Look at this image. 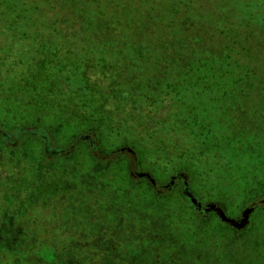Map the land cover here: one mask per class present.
<instances>
[{"label":"trees","instance_id":"16d2710c","mask_svg":"<svg viewBox=\"0 0 264 264\" xmlns=\"http://www.w3.org/2000/svg\"><path fill=\"white\" fill-rule=\"evenodd\" d=\"M12 105L35 114L6 135L47 128L52 136L57 124L68 144L89 135L92 150L114 136L123 152L111 153L129 155V168L174 170L190 186L209 184L218 170L249 172L253 152L190 150L198 140L239 139V130L229 136L231 129L207 128L219 113L233 118L239 106L246 121L264 113V0H0L3 118H14ZM230 190L239 195L236 185ZM45 224L20 225L26 236L15 252L0 250V264H94L100 257L91 238H69L78 252L65 253ZM39 244L57 258H36Z\"/></svg>","mask_w":264,"mask_h":264},{"label":"rangeland","instance_id":"374dc122","mask_svg":"<svg viewBox=\"0 0 264 264\" xmlns=\"http://www.w3.org/2000/svg\"><path fill=\"white\" fill-rule=\"evenodd\" d=\"M15 105L7 107L14 118H3L6 112L0 110V250L15 252V241L27 234L17 230L20 225L47 222L46 234L54 244L59 238L67 254L78 252L69 238H91L103 250L96 248L100 257L94 264H264V113L246 121L244 110L234 106L233 118L224 117L226 112L216 116L217 123L208 120L207 128L242 135L233 144L231 138L198 140L190 152H253L249 172L233 176L218 170L209 184L186 182L182 194L184 173L176 179L174 170L144 164L129 168V155L111 153L123 152L117 148L122 141L114 142L117 137L98 143L102 151L91 149L87 134L68 144L57 124L52 136L47 128L40 134L24 129L4 134L35 114ZM211 179L217 183L212 185ZM226 179L237 180L231 186H237L239 195ZM34 255L46 262L57 258L56 250L43 244L34 248Z\"/></svg>","mask_w":264,"mask_h":264}]
</instances>
